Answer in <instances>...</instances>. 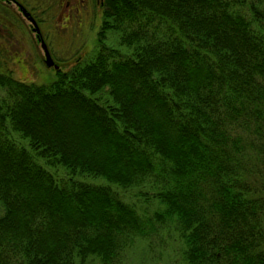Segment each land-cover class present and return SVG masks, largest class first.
I'll use <instances>...</instances> for the list:
<instances>
[{"label":"trees","instance_id":"16d2710c","mask_svg":"<svg viewBox=\"0 0 264 264\" xmlns=\"http://www.w3.org/2000/svg\"><path fill=\"white\" fill-rule=\"evenodd\" d=\"M98 4L68 68L0 71V264H264V0Z\"/></svg>","mask_w":264,"mask_h":264},{"label":"rangeland","instance_id":"374dc122","mask_svg":"<svg viewBox=\"0 0 264 264\" xmlns=\"http://www.w3.org/2000/svg\"><path fill=\"white\" fill-rule=\"evenodd\" d=\"M18 1L35 19L53 63L60 68H68L90 50L100 20L98 0ZM67 1V6L71 4L68 17L64 13ZM15 4L0 1V32L4 35L0 34V40H4L0 42V71L11 70L14 77L26 81H47L53 76L54 67L44 63L40 40L35 39L30 21ZM146 242L137 241L123 264H170L168 252L172 253L174 241L165 253L157 239L150 241V246Z\"/></svg>","mask_w":264,"mask_h":264},{"label":"water","instance_id":"95a60500","mask_svg":"<svg viewBox=\"0 0 264 264\" xmlns=\"http://www.w3.org/2000/svg\"><path fill=\"white\" fill-rule=\"evenodd\" d=\"M14 3H16L18 9L21 11V13L30 21L31 23V29L33 31L36 32V34H39V28L37 26V23L35 21V19L30 15V13L28 12V10L17 0H13ZM40 46L42 47L43 50V61L46 65H51L54 68H56L58 65L56 63H53V60L49 54V51L46 47V44L44 43V41L42 40V38H40Z\"/></svg>","mask_w":264,"mask_h":264},{"label":"flooded vegetation","instance_id":"af4514ba","mask_svg":"<svg viewBox=\"0 0 264 264\" xmlns=\"http://www.w3.org/2000/svg\"><path fill=\"white\" fill-rule=\"evenodd\" d=\"M1 2H7V1H12L13 3H14V1L13 0H0ZM18 1V0H17ZM69 3H68V1L66 2V6L68 5ZM16 5V4H15ZM17 6V5H16ZM69 6H71V4L69 5ZM69 6H67V7H65V11H64V13H66V17H68L70 14H69V12H68V9L70 8ZM18 8V7H17ZM78 10V7L77 6H75V11H77ZM65 18V17H64ZM64 18L62 19V21L64 20ZM3 27L2 26H0V31H1V29H2ZM5 28V27H4ZM31 28V27H30ZM39 28V27H38ZM33 31V30H32ZM34 33V37H35V39L36 40H40V38H43V36H42V34H41V32H40V29H39V34L37 35L36 34V32L35 31H33ZM0 34L1 35H3L1 32H0ZM4 36V35H3ZM0 42L1 43H4V40H0ZM8 42V41H7Z\"/></svg>","mask_w":264,"mask_h":264}]
</instances>
